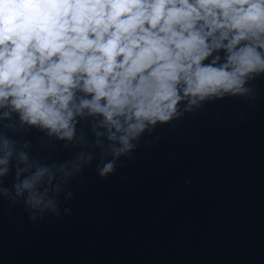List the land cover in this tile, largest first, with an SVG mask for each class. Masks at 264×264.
<instances>
[{
	"label": "clouds",
	"instance_id": "clouds-1",
	"mask_svg": "<svg viewBox=\"0 0 264 264\" xmlns=\"http://www.w3.org/2000/svg\"><path fill=\"white\" fill-rule=\"evenodd\" d=\"M259 78L264 0H0V202L69 215L87 167L106 180L158 127L256 101Z\"/></svg>",
	"mask_w": 264,
	"mask_h": 264
},
{
	"label": "water",
	"instance_id": "water-1",
	"mask_svg": "<svg viewBox=\"0 0 264 264\" xmlns=\"http://www.w3.org/2000/svg\"><path fill=\"white\" fill-rule=\"evenodd\" d=\"M254 84V102L158 127L106 180L87 167L60 196L69 215L33 224L0 202V264H264V78Z\"/></svg>",
	"mask_w": 264,
	"mask_h": 264
}]
</instances>
